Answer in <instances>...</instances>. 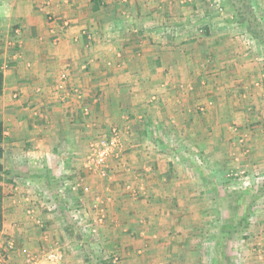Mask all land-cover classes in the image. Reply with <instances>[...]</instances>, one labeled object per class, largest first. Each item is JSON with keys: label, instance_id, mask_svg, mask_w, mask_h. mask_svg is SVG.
Returning <instances> with one entry per match:
<instances>
[{"label": "crops", "instance_id": "1", "mask_svg": "<svg viewBox=\"0 0 264 264\" xmlns=\"http://www.w3.org/2000/svg\"><path fill=\"white\" fill-rule=\"evenodd\" d=\"M195 7L197 0H0V119L7 171L0 239L14 238L15 246L38 252L68 238L61 217L38 196L52 194L62 173L82 176L77 163L92 135L102 125L118 123L131 126L123 134L124 155L136 165L130 182L140 189V199L117 202L108 211L112 224L106 238L111 242L115 232L116 251L126 264L138 263L129 259L135 251L156 254L159 247L178 249L187 241L189 232H177L171 210L147 214L139 204L143 194L158 205L192 202L195 179L192 171L173 164L174 147L186 146L189 156L194 149L207 158H225L230 123L233 116L242 118L232 94L246 89L244 80L251 77L246 68V76L237 79L243 68L237 70L241 62L231 42L196 37ZM169 26L181 30L180 41L163 38ZM209 125L218 126L220 135L208 137ZM112 174L115 185L127 183L123 169ZM88 181L91 193L93 186L101 188ZM153 220H170L171 228L158 236L149 231ZM10 252L7 264L18 258L21 264L18 250Z\"/></svg>", "mask_w": 264, "mask_h": 264}, {"label": "rangeland", "instance_id": "2", "mask_svg": "<svg viewBox=\"0 0 264 264\" xmlns=\"http://www.w3.org/2000/svg\"><path fill=\"white\" fill-rule=\"evenodd\" d=\"M183 5L188 4L184 2ZM195 8L197 11L191 23L197 27L196 37L206 35L208 39L231 42L237 47L234 55H238L241 62L237 63V70L240 66L243 68L236 71L240 75H237V79L246 76V68L250 71V79L244 80L246 89L232 94L234 107L242 118L239 120L233 116V122L230 123L231 135L227 140L228 145L225 144L223 148L225 158H207L194 149H191L193 151L189 156L184 151L186 146L180 144L183 148H179L169 142L172 145L168 146L177 149L176 155L172 157L173 164L193 173V200L159 202L158 205L143 194V202L139 206L142 208L140 211L147 214L152 210L155 214L167 210L168 214L171 210L170 214H175L178 220L177 232H189L188 239L182 245L178 244V249L170 245L163 249L159 247L156 254L148 250L141 253L135 251V254L129 255V259L134 257L132 259L138 261L136 264H264V0H197ZM15 32L19 33L18 28H15ZM181 33L180 29L169 26L163 31V38L169 42L176 39L175 42H178ZM124 116L125 120H130V117ZM127 132H131V126L124 127L118 123L100 126L88 141L82 161L77 163L84 174L72 177L69 172L62 173L57 179V188L53 186L52 194L41 192L38 196L55 215L61 217V225L71 235L50 242V246L38 252H24L26 249L15 246L14 238L2 236L0 253L7 260L10 250H18L21 264H24L27 252L41 256L54 250L61 254V260L42 264H126L125 257L116 251L118 237L114 238L115 232L111 242L106 236L112 224L107 223L108 211L117 202L129 204L140 199V189L137 190L138 187L130 182L137 176L134 175L136 165L130 164L124 155L123 134ZM204 133L210 138L220 135L219 127L209 125ZM112 136L115 141L108 143L109 155L105 164H96L94 151ZM120 169L128 176V181L115 185L112 173L115 175ZM88 178L95 180V185L101 188L93 186L94 191L91 193L92 184ZM78 192L80 195L76 200ZM89 193L90 197H86ZM73 196L75 199H72ZM196 197L202 201H196ZM31 209L28 208L30 212ZM114 210L113 216L118 219L115 214L117 209ZM145 213L141 214V223L144 225L147 223L144 222ZM112 221L115 227V219ZM169 221L166 223L163 220L157 224L153 220L148 224L153 226L149 231L163 236L171 228L168 226ZM10 242L14 244L12 247ZM182 247L187 250H180ZM17 260L20 259H16V264Z\"/></svg>", "mask_w": 264, "mask_h": 264}, {"label": "built area", "instance_id": "3", "mask_svg": "<svg viewBox=\"0 0 264 264\" xmlns=\"http://www.w3.org/2000/svg\"><path fill=\"white\" fill-rule=\"evenodd\" d=\"M49 19H51L50 16H49ZM64 77L65 75L63 74L61 76L63 80L59 84V88L61 89L64 88ZM109 141L113 143L115 141L114 136H112L110 139H106V142H103V145L98 147L94 151L95 153L94 160L96 164L98 165L105 164L107 160V156L109 155V144H108ZM9 245L12 247L14 244L13 242H10ZM24 252H26V250H24ZM60 260H61V254L54 250L47 251L41 256L30 254L27 252V254H25V257H24V264H42V262H46V261L50 263H57ZM7 262H8L7 258L3 254L0 253V264H7Z\"/></svg>", "mask_w": 264, "mask_h": 264}, {"label": "trees", "instance_id": "4", "mask_svg": "<svg viewBox=\"0 0 264 264\" xmlns=\"http://www.w3.org/2000/svg\"><path fill=\"white\" fill-rule=\"evenodd\" d=\"M3 90V73L0 69V95L2 94ZM4 124L3 121L0 119V231L3 227V220H4V211H3V187H2V181L5 179L4 175L7 174L6 169L4 168V165L2 163L3 155H4V147H3V141H4Z\"/></svg>", "mask_w": 264, "mask_h": 264}]
</instances>
